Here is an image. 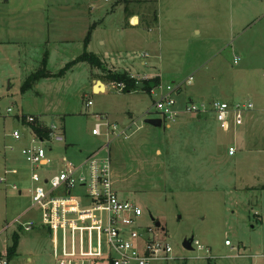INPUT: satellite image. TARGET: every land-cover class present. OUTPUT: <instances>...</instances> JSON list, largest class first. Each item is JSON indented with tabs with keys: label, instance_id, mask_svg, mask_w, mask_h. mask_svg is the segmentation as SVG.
Masks as SVG:
<instances>
[{
	"label": "rangeland",
	"instance_id": "obj_1",
	"mask_svg": "<svg viewBox=\"0 0 264 264\" xmlns=\"http://www.w3.org/2000/svg\"><path fill=\"white\" fill-rule=\"evenodd\" d=\"M118 1L0 0V40L27 39L34 29L30 22H38L46 13L55 19L52 13L57 8H70L79 11L75 22H50L45 27L50 35L73 39L76 55L86 7L92 4L94 17L111 15L95 35L94 51L122 57L119 68L112 60L110 64L100 59L107 70L127 72L143 87L149 82L151 89L180 84L183 100L251 103L247 141L220 129L213 114L207 118L211 124L204 117L202 122L181 118L160 129L146 125L145 120L154 118L147 117L148 111L155 113L151 89L119 92L103 68L78 62L61 46L44 50L22 41L13 48L0 42V178L6 180L0 183V254L14 246L17 234L19 244L10 264H57L54 253L61 258H95L93 242L100 250L97 264H110L101 261L108 257L99 230L52 234L42 226L25 232L10 225L19 219L41 221L40 212L32 209L33 174L22 154L26 142L11 135L23 130L18 117L33 115L64 125L73 150L62 152L72 158L75 150L88 154L106 144L105 136L92 133L95 124L105 120L102 114L111 123L130 127L129 134L140 128L131 139L111 136L110 150L119 196L137 203L143 211L141 226L156 229L172 248L170 261L152 264H264V0ZM10 12L21 29L10 26L5 18ZM132 17H137L136 28L130 24ZM147 53L144 66L137 57ZM44 66L49 77L22 93L24 71L33 74ZM149 79H159V84L152 87ZM93 81H101L107 92L94 93ZM8 108L13 111L7 113ZM234 144L239 152L230 156ZM8 145L13 151L5 152ZM58 148L52 154L56 158L62 150ZM191 238L205 250L194 244L192 250H185L183 244Z\"/></svg>",
	"mask_w": 264,
	"mask_h": 264
},
{
	"label": "built area",
	"instance_id": "obj_2",
	"mask_svg": "<svg viewBox=\"0 0 264 264\" xmlns=\"http://www.w3.org/2000/svg\"><path fill=\"white\" fill-rule=\"evenodd\" d=\"M130 24L138 26V22L135 24L133 19L130 20ZM148 57V54H143L137 58L143 59L142 65L147 66ZM112 84L119 92L125 89L124 83ZM182 87L180 84H161L152 88L150 94L156 97L155 113L148 109L147 117L159 118L163 124L167 122L174 124L184 115L202 117L213 114L218 127L224 132H230L242 126L254 108L251 103L230 104L220 100L202 103L187 101L182 105L180 103ZM92 105L93 102L87 104L88 107ZM12 111V108L7 109V113ZM101 119L104 120V117ZM19 120L23 130H15L11 135L20 142L26 139V135L28 136L29 141L23 148L22 154L34 171L32 207L40 212L41 221L30 220L27 223H21L19 219L10 224L11 226L25 232L42 226L50 229L52 234L63 231L73 235L99 230L106 239L108 257L101 261L110 264H152L168 262L173 258L171 246L157 235L156 229L141 226L140 220L143 216L141 207L137 203L120 197L114 184L110 137L125 136L126 139H131L140 128L129 134L130 127H121L120 124L111 123L105 118L104 121L96 123L92 130L94 137L107 138L104 146L78 165L71 164L66 157H62L57 165L59 170L42 178L35 174V171L49 169L54 165L55 160L52 154L55 152V147L66 144L64 125L49 124L44 117L31 115L19 116ZM102 128H105V133L102 132ZM236 154V148L231 147L229 155ZM0 183H6V180L1 178ZM12 188L19 190L16 185ZM193 244L199 251L205 250L198 241H194ZM226 245L232 244L227 240ZM92 250L95 258L63 257V259L55 253L54 258L57 264H97L96 258L100 250L94 242ZM0 264H10L7 253L0 254Z\"/></svg>",
	"mask_w": 264,
	"mask_h": 264
},
{
	"label": "crops",
	"instance_id": "obj_3",
	"mask_svg": "<svg viewBox=\"0 0 264 264\" xmlns=\"http://www.w3.org/2000/svg\"><path fill=\"white\" fill-rule=\"evenodd\" d=\"M158 1V3H159V0H157ZM92 4H87V13H86V15H87V18L85 19V24L83 25L84 27H83V29H82V33L80 34V40L82 41V44H79V46L81 47L80 48V50H79V52H78V54H74V47H75V45H77L76 43L74 44V40L73 39H70V38H66L65 36H64V38H62L61 36H59V34L58 35H56L55 36V33H53L52 32V35H50V31L49 30H47V27H45V25H48V24H50V22L52 23H57V22H65V21H67L68 19H71V20H68L69 22H75V20H76V17L75 18H73L75 15H76V13L77 12H79L78 10L77 11H75V9L73 10V9H70V8H61V7H59V8H57L56 9V11H54V13H52V15L55 17V19L54 18H50V17H48V14L46 13V17L45 18H43V17H40V19L38 20V22H36V21H34L33 23L32 22H30L29 24H33L34 25V29H31V33H29V35H32V36H28V38L26 39V38H24L23 36H22V38L19 40V41H16V40H14V38L13 37H11V38H4V39H2V41L0 40V42H2L1 44L4 46V45H7V46H11V47H13V48H15V47H17L18 46V42H25V43H28V44H31L33 47H35V48H38V49H44V50H48L49 48H55V47H58V46H61L62 48H63V53H67L68 51L70 52L71 51V55L73 54L74 56H72V57H75L74 59H76V57H79V56H81L85 51H87V52H89V53H94L96 56H98L100 59H103V60H106V61H108V62H110V64H111V60H112V62L114 61V65H116V67H120L118 64L121 62V59H122V57H115V56H112L111 54H106V55H102V54H99V53H97V52H95L94 51V45H95V35H96V33H97V31H98V29L100 28V27H102V26H104V21H103V19H105V18H108V17H110V16H104V17H101V18H99V17H94L93 16V13H95L94 11V9H96V8H92ZM92 8V9H91ZM109 15V14H108ZM42 16V15H41ZM68 16H70L71 18H67ZM98 16H99V14H98ZM13 17H14V13H13ZM5 18H7V19H9L10 21H11V23H10V26H12L13 28L17 25L18 26V28L19 29H21L20 28V24L18 25V23H16V21H14V23H13V20L11 19L12 18V12H10V14L8 13V15H6L5 16ZM99 19H100V21H101V23L99 22ZM131 19H135V20H133V22L136 24V19H137V17H132ZM39 23L41 24V26H39ZM52 23V24H53ZM93 26H95V28L93 29V32H92V35H91V38H90V42L88 43V47L86 46V44L84 43V41H85V39H86V37H87V35H88V33L90 32V29L93 27ZM118 27L119 28H121L120 27V25H118ZM137 26H133L132 28H136ZM131 28V27H130ZM15 29V28H14ZM122 30L123 29H126V28H121ZM100 40V37L98 38V41ZM28 41V42H27ZM76 42V41H75ZM100 43H101V45H104L105 43L101 40L100 41ZM65 45H67V46H65ZM47 53H49V51L47 52ZM47 53H46V55H45V57H47L48 55H47ZM148 54V53H147ZM149 55V54H148ZM45 57H44V59H45ZM71 57V58H72ZM72 61H75V60H72ZM123 61L124 60H122V63H123ZM62 62V61H61ZM125 62V61H124ZM63 63V62H62ZM125 64V63H124ZM35 66V65H34ZM24 68V67H23ZM34 68V67H33ZM131 68H132V66H131ZM160 68H162L161 66H160ZM130 69V68H129ZM129 69H125L126 71H128L129 72ZM33 70V69H32ZM35 70V69H34ZM32 72V71H31ZM34 72V71H33ZM94 73L95 72H93V75H94ZM28 74H30L29 73V71H24V76H25V78H27V77H29L30 75H28ZM28 75V76H27ZM159 75V74H158ZM27 76V77H26ZM145 76H148V75H145ZM157 76V75H156ZM95 82V85L94 86H92V91L95 93V87H96V82L97 81H93V83ZM40 85V84H39ZM39 85L37 86V87H39ZM138 87L140 88V90L143 92L144 90H143V88L144 87H140L139 85H138ZM10 89V88H9ZM107 92V86L105 85V90L102 92V93H106ZM133 92V91H132ZM131 92V93H132ZM97 93V92H96ZM99 93H101V92H99ZM123 93V92H122ZM180 95H181V93H180ZM188 97V96H187ZM180 103L182 104V105H184V103H186L187 101H191V102H194L193 101V99L192 98H187V99H184L183 100V98H182V96H180ZM207 100H202V101H200V100H198L197 102H194V103H202V102H206ZM207 102H211V101H207ZM253 112V111H252ZM252 112H250L249 114H248V116L246 117V119H245V121H244V124L242 125V126H239L238 128H236V129H234L233 131H230V132H227V133H233L234 135H235V137L236 138H234V139H236L237 140V137L239 138V136L240 135H242V136H240V138L242 137V138H244L245 139V141H247V139L246 138H248L247 136H248V133H249V126L251 125L250 124V117L252 116L251 114H252ZM43 115V114H42ZM42 115H38V116H42ZM31 116H33V115H31ZM99 116L101 117V118H107L108 119V117H107V115L106 116H104V115H102V114H99ZM130 116L133 118V114H130ZM204 117H206V121L207 122H209L210 124H211V122H210V120H208L209 119V116L208 115H206V116H202V117H194V116H187V115H184L183 117H181L182 119H183V121H184V119H187V120H192V119H196L197 121H201L202 122V120H204ZM42 118V117H41ZM181 118L179 119V120H181ZM208 118V119H207ZM18 120H19V117H18ZM178 120V121H179ZM170 126V125H169ZM93 130V129H92ZM13 137V136H12ZM25 142H26V145L28 144V136L26 135V139L24 140ZM23 141V142H24ZM237 141H235V143H236ZM246 143V142H245ZM57 147H59L58 148V151L60 150V149H62L61 151H59V154H58V156H57V158L56 157H54V156H52L53 157V159L55 160V162H54V165L52 166V167H50L49 169L48 168H44L43 170H39V171H35V174H38V175H40V177H47V176H50L52 173H54V172H57L59 169H57V165H58V162H60L61 161V158L62 157H66L67 159H68V161L69 162H71V164H79V163H81V162H83L86 158H88L91 154H93V153H95L96 151H94V152H91V153H88V154H85L83 151H77V150H75L74 151V153H73V155H72V158L69 156V155H66L65 153H63L62 151H66V153H68L69 152V150H73V145L72 144H68L67 143V141H66V144H61L60 146H57ZM233 148H236V151H237V154H238V152H239V150L237 149V146H236V144H234V147ZM230 149V148H229ZM4 150H5V152H6V150H10V151H13V147L11 146V145H8L7 147L5 146L4 147ZM54 151H55V149H54ZM54 154H56V151L53 153V155ZM236 154V155H237ZM235 155V156H236ZM32 170V169H31ZM8 171V170H7ZM34 173V171L32 170V174ZM33 176V175H32ZM1 179V178H0ZM4 184V183H3ZM31 187H32V178H31ZM20 190V189H19ZM18 190V191H19ZM21 192V191H20ZM32 209L34 210V208L32 207Z\"/></svg>",
	"mask_w": 264,
	"mask_h": 264
},
{
	"label": "trees",
	"instance_id": "obj_4",
	"mask_svg": "<svg viewBox=\"0 0 264 264\" xmlns=\"http://www.w3.org/2000/svg\"><path fill=\"white\" fill-rule=\"evenodd\" d=\"M122 1H125V3H127L129 0H119L118 3L119 2L121 3ZM153 20L154 21L157 20L156 15L153 16ZM94 28H95V26H93L90 29V32L88 33V35L84 41V43L86 44L87 47H88V43L90 42V38H91V35H92ZM45 59L43 60L44 64L47 63ZM77 61L78 62H86V63L90 64L93 68L94 67L103 68V71L107 72L108 76H106V77L111 83H124L125 84V89L122 91L124 94H130L134 90H140V88L138 87V83H139L138 80H136L135 78H133L131 75H129L127 72H124V71H117L115 69L107 70L106 67H104V65L102 64V61H100V58L98 56H96L94 53L92 54V53L85 51L80 57L77 58ZM65 69H63L61 74L65 73V71H66ZM47 77H49V76L46 75V68L44 66V69L42 71L33 73L29 77L26 78V80L22 86L21 92L23 93V92L30 90L34 85H36L38 82H40V80L42 78H47ZM149 80H150V84L152 85V87L159 84V79H149ZM150 89H151V87L149 85V82L144 83L143 90L146 92L148 90V92H149ZM13 240H14V246L12 248H10L9 251L7 252L8 259H10L15 254V252L18 248L19 236L16 234L13 237Z\"/></svg>",
	"mask_w": 264,
	"mask_h": 264
},
{
	"label": "water",
	"instance_id": "obj_5",
	"mask_svg": "<svg viewBox=\"0 0 264 264\" xmlns=\"http://www.w3.org/2000/svg\"><path fill=\"white\" fill-rule=\"evenodd\" d=\"M96 84H97L96 86H98V85H100L102 87L105 86L101 81H97ZM138 85L140 87H143L142 84H138ZM95 91H96V87H95ZM145 124L150 125V126L157 128V129H160L163 127V121L159 118H149V119L145 120ZM156 226L159 228L161 226V224L157 223ZM193 242H194V238L187 239L183 244L184 249L187 251L192 250L193 249V247H192Z\"/></svg>",
	"mask_w": 264,
	"mask_h": 264
},
{
	"label": "bare ground",
	"instance_id": "obj_6",
	"mask_svg": "<svg viewBox=\"0 0 264 264\" xmlns=\"http://www.w3.org/2000/svg\"><path fill=\"white\" fill-rule=\"evenodd\" d=\"M104 90H105V86H103V87L100 85L96 86V92L100 91L102 93Z\"/></svg>",
	"mask_w": 264,
	"mask_h": 264
}]
</instances>
